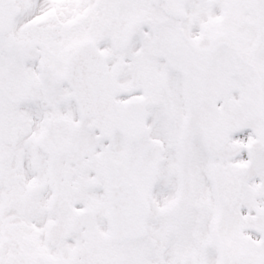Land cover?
Returning a JSON list of instances; mask_svg holds the SVG:
<instances>
[{
	"label": "snow or ice",
	"instance_id": "6c2138e0",
	"mask_svg": "<svg viewBox=\"0 0 264 264\" xmlns=\"http://www.w3.org/2000/svg\"><path fill=\"white\" fill-rule=\"evenodd\" d=\"M0 264H264V0H0Z\"/></svg>",
	"mask_w": 264,
	"mask_h": 264
}]
</instances>
